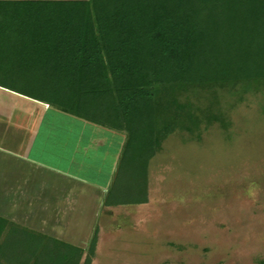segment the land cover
Here are the masks:
<instances>
[{
  "label": "trees",
  "instance_id": "obj_1",
  "mask_svg": "<svg viewBox=\"0 0 264 264\" xmlns=\"http://www.w3.org/2000/svg\"><path fill=\"white\" fill-rule=\"evenodd\" d=\"M259 82L264 0H0V86L124 135L107 206L147 201L160 135L195 119L180 92ZM96 244L0 215V264H92Z\"/></svg>",
  "mask_w": 264,
  "mask_h": 264
},
{
  "label": "rangeland",
  "instance_id": "obj_2",
  "mask_svg": "<svg viewBox=\"0 0 264 264\" xmlns=\"http://www.w3.org/2000/svg\"><path fill=\"white\" fill-rule=\"evenodd\" d=\"M177 98L195 119L160 135L147 163L145 203L105 207L98 226L94 217L64 225L44 183L23 193L30 177L21 183L0 169V215L82 247L96 228L92 264H264V84L189 88ZM107 134L114 151L122 136ZM63 184L57 201L85 191Z\"/></svg>",
  "mask_w": 264,
  "mask_h": 264
},
{
  "label": "crops",
  "instance_id": "obj_3",
  "mask_svg": "<svg viewBox=\"0 0 264 264\" xmlns=\"http://www.w3.org/2000/svg\"><path fill=\"white\" fill-rule=\"evenodd\" d=\"M0 95L6 97L0 99V169L5 171L3 174L14 175L21 183L29 176L30 190L27 186L21 191L32 190V195L37 182L44 183L51 194L49 207L60 210L54 219L61 224H86L94 217L95 226L100 225L103 208L115 207L105 205L104 199L118 166L124 135L67 114L46 100L32 99L1 86ZM7 96L15 101L8 103ZM26 108L28 114H25ZM107 133L122 136L114 151ZM10 161L14 163L12 171L7 169ZM23 161L28 164H21ZM41 175L47 176L48 181L42 180ZM64 179L84 186L85 191H75L66 199L55 200L56 195L66 193L63 183L67 180Z\"/></svg>",
  "mask_w": 264,
  "mask_h": 264
}]
</instances>
